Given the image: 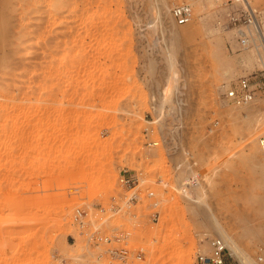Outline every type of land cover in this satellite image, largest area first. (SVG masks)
<instances>
[{
	"label": "rangeland",
	"instance_id": "obj_1",
	"mask_svg": "<svg viewBox=\"0 0 264 264\" xmlns=\"http://www.w3.org/2000/svg\"><path fill=\"white\" fill-rule=\"evenodd\" d=\"M182 2L190 35L172 41ZM236 10L0 0V264H192L217 228L242 255L226 264H264V58ZM241 78L255 94L236 104Z\"/></svg>",
	"mask_w": 264,
	"mask_h": 264
},
{
	"label": "built area",
	"instance_id": "obj_2",
	"mask_svg": "<svg viewBox=\"0 0 264 264\" xmlns=\"http://www.w3.org/2000/svg\"><path fill=\"white\" fill-rule=\"evenodd\" d=\"M225 5H230L236 8L238 11L232 14V22H238L237 32L240 43L244 46H252L258 52L259 59L264 58V33L260 31L261 36L257 33V28L260 29L259 15L249 0H221ZM171 14L175 22L179 25L189 24L192 19V9L188 3H176L171 8ZM254 90L248 78H241L237 81L236 85L230 88L227 92V96L236 104H244L250 102L254 97ZM258 146L260 152L264 155V135L258 138ZM137 179L136 174H132L123 170L118 178V181L122 186H131L135 184ZM194 180L190 178L186 188L191 186ZM97 241L102 239L100 236H96ZM105 241H109L108 238H103ZM113 256L119 260L125 258V252L111 251ZM227 247L224 241L218 236H211L207 239L206 249H198L193 257L192 264H226L227 260Z\"/></svg>",
	"mask_w": 264,
	"mask_h": 264
},
{
	"label": "bare ground",
	"instance_id": "obj_3",
	"mask_svg": "<svg viewBox=\"0 0 264 264\" xmlns=\"http://www.w3.org/2000/svg\"><path fill=\"white\" fill-rule=\"evenodd\" d=\"M170 14H171V12H170ZM171 17H172V14H171ZM68 19H69V17H68ZM172 19H173V17H172ZM173 21L175 22V20L173 19ZM90 23V22H89ZM176 23V22H175ZM77 24V23H76ZM177 24V23H176ZM178 26H180V28L181 29H179L178 31H176V30H174V32H172L171 34H170V36L167 38V39H170V40H175V39H178L179 37L181 38H185V37H188L189 35H190V31H188L187 29H186V27H184V26H186V25H188V24H185V25H179V24H177ZM182 26V27H181ZM179 28V27H178ZM257 33L261 36V34H260V31H261V29H258L257 28ZM43 33V32H42ZM44 34V33H43ZM79 36V35H78ZM45 39V38H44ZM169 40V41H170ZM171 41V42H172ZM170 42V43H171ZM168 43V42H167ZM38 44H39V42H34V43H30V44H27L25 47H24V49H23V54H24V56H31V54H33L34 52H35V50H36V48H37V46H38ZM177 46L176 45V42H174L173 43V46ZM40 46V45H39ZM169 48V47H168ZM178 48H180V46L178 47ZM174 49V48H173ZM33 52V53H32ZM172 52V51H171ZM179 54V51L177 50V48H175L174 49V51H173V59H174V56H175V58H176V56ZM171 55V54H170ZM169 58H170V56H169ZM173 59L171 60V61H173ZM264 62V61H263ZM1 65V64H0ZM9 69V68H8ZM2 72V71H1ZM10 74V73H9ZM8 74V75H9ZM7 75V74H6ZM4 76L5 78L7 77V76ZM13 75V74H12ZM3 77V78H4ZM8 78V77H7ZM11 80V79H10ZM11 95V94H10ZM73 106V105H72ZM91 108V107H90ZM45 109V108H44ZM63 109V108H62ZM252 125V124H251ZM251 132V131H250ZM217 232H218V234L220 235V237H221V239L224 241V243H225V245H226V247H227V249H229V251H230V253L235 257V258H238L239 260H241L242 259V255H241V253L239 252V250H238V248H237V246H236V244L234 243V242H229V238L227 237V236H225V234L220 230V229H218L217 228ZM242 261V260H241ZM244 263V262H243Z\"/></svg>",
	"mask_w": 264,
	"mask_h": 264
}]
</instances>
